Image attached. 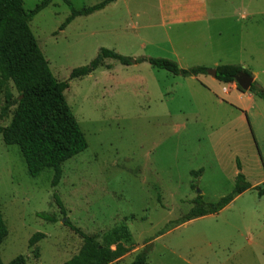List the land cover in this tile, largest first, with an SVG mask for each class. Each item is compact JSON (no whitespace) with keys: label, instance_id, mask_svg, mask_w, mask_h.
<instances>
[{"label":"rangeland","instance_id":"rangeland-1","mask_svg":"<svg viewBox=\"0 0 264 264\" xmlns=\"http://www.w3.org/2000/svg\"><path fill=\"white\" fill-rule=\"evenodd\" d=\"M22 1L30 11L41 0ZM69 1L82 9L102 0ZM69 15L62 0H53L29 26L54 78L69 84L64 99L87 148L60 165L59 183L52 187L54 170L30 177L18 147L4 145L0 135V211L8 232L0 245L2 263L17 256L24 264L68 261L82 245L64 225L68 220L99 243L112 230L127 228L129 242L121 243L129 250L111 264H129L145 248L147 264H185L183 258L264 264V196L255 191L237 196L217 214L182 221L197 196L211 204L232 191L237 159L250 185H264L261 99L235 89L226 94V84L208 74L183 78L148 63L123 66L111 59L81 79H69L101 48L132 62L151 57L183 69L211 67L225 54L222 41L213 34L201 39L198 26H162L159 0H116L59 31ZM252 40L251 48L264 47V23ZM233 57L239 59L237 53ZM249 57L241 58L246 71L258 72L255 84L264 89V62ZM10 91L15 99L11 84ZM4 105L0 93V110ZM37 213L53 215L56 222ZM36 233L43 238L29 246Z\"/></svg>","mask_w":264,"mask_h":264},{"label":"trees","instance_id":"trees-1","mask_svg":"<svg viewBox=\"0 0 264 264\" xmlns=\"http://www.w3.org/2000/svg\"><path fill=\"white\" fill-rule=\"evenodd\" d=\"M52 1L41 0L32 10L26 11L22 0H0V93L5 98V105L0 110V121L11 116L7 126H0V135L4 145L18 147L30 177H37L44 170L53 169L51 186L55 187L60 180V165L86 150L87 142L64 99V92L69 84L67 81L60 82L54 78L29 26L32 18ZM62 1L70 8V15L60 25L59 31L76 17L101 11L116 0H102L82 9H75L69 0ZM107 59L117 61L123 66L132 63L131 58L101 48L89 64L75 69L69 79H81L91 74ZM134 63H148L155 69L183 78L206 75L208 70L203 66L183 69L171 60L151 57H141ZM215 71V80L223 84L235 83L239 74H247L236 65H221L216 67ZM10 84L17 94L15 99L10 91ZM238 89L240 90L239 87ZM249 91L264 103L263 88L253 83ZM12 107L14 109L10 111ZM235 165L238 173L232 191L211 204L197 196L192 200L191 209L182 221L217 214L248 190L255 191L258 197L264 196V185L252 188L241 172L238 159ZM54 198L61 213L65 214L61 201L57 196ZM36 216L48 223L56 222L53 215L37 213ZM64 225L82 238V245L78 253L63 264H111L129 250L124 245L130 239L125 226L105 234L103 242L99 243L94 236L82 233L68 220H65ZM7 233L0 211V245L7 237ZM42 238V234H34L29 240V246ZM122 240L124 243H121ZM148 252L149 248L143 249L129 264H147ZM0 264H3L1 258ZM8 264H24L23 257L17 256Z\"/></svg>","mask_w":264,"mask_h":264},{"label":"crops","instance_id":"crops-1","mask_svg":"<svg viewBox=\"0 0 264 264\" xmlns=\"http://www.w3.org/2000/svg\"><path fill=\"white\" fill-rule=\"evenodd\" d=\"M159 8L162 26H198L197 35L201 39L210 40L213 34L222 41L220 48L225 54L222 57L217 55L211 67H203L215 69L221 65H236L246 71L248 64L241 60L243 55L250 56L247 61L257 59L259 62H264V47H259L257 50L251 48L255 29L264 23V3H259L257 0H159ZM182 29L184 32L189 30ZM235 53L238 54L239 59L231 61ZM258 66L260 67L259 64ZM247 74L255 83L259 73ZM233 89L240 91L249 99L253 98L250 91L239 90L236 83L226 84L223 92L228 94ZM257 186L260 185L255 183L251 185L252 188ZM181 260L185 264H196L188 258Z\"/></svg>","mask_w":264,"mask_h":264},{"label":"water","instance_id":"water-1","mask_svg":"<svg viewBox=\"0 0 264 264\" xmlns=\"http://www.w3.org/2000/svg\"><path fill=\"white\" fill-rule=\"evenodd\" d=\"M134 64V61L132 62ZM207 74L210 75L213 79L216 78V71L215 69H209L207 70ZM235 83L237 84V86L243 91H249L250 87L253 83L252 78L246 74V73H241L239 74L236 79H235Z\"/></svg>","mask_w":264,"mask_h":264},{"label":"built area","instance_id":"built-area-1","mask_svg":"<svg viewBox=\"0 0 264 264\" xmlns=\"http://www.w3.org/2000/svg\"><path fill=\"white\" fill-rule=\"evenodd\" d=\"M223 91H225V90H223Z\"/></svg>","mask_w":264,"mask_h":264}]
</instances>
